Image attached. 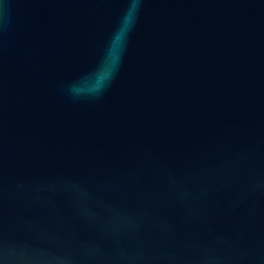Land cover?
<instances>
[{
    "label": "water",
    "instance_id": "1",
    "mask_svg": "<svg viewBox=\"0 0 264 264\" xmlns=\"http://www.w3.org/2000/svg\"><path fill=\"white\" fill-rule=\"evenodd\" d=\"M0 264H264V0H0Z\"/></svg>",
    "mask_w": 264,
    "mask_h": 264
},
{
    "label": "clouds",
    "instance_id": "2",
    "mask_svg": "<svg viewBox=\"0 0 264 264\" xmlns=\"http://www.w3.org/2000/svg\"><path fill=\"white\" fill-rule=\"evenodd\" d=\"M126 25H127V20L125 21V27ZM119 41H120V37L118 36L116 40L114 41L113 49L110 51V54H109V63L113 65L116 63L118 59L117 50L119 48ZM105 79H106V74L100 75L97 80V87L101 86Z\"/></svg>",
    "mask_w": 264,
    "mask_h": 264
}]
</instances>
